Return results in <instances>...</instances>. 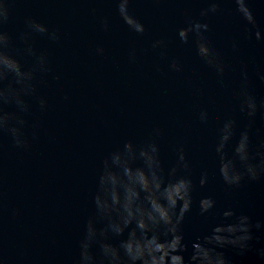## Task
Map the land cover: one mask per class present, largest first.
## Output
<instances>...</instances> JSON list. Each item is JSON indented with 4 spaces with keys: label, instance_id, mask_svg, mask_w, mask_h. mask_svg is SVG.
Here are the masks:
<instances>
[{
    "label": "water",
    "instance_id": "obj_1",
    "mask_svg": "<svg viewBox=\"0 0 264 264\" xmlns=\"http://www.w3.org/2000/svg\"><path fill=\"white\" fill-rule=\"evenodd\" d=\"M174 256L264 264V0H0V264Z\"/></svg>",
    "mask_w": 264,
    "mask_h": 264
},
{
    "label": "clouds",
    "instance_id": "obj_2",
    "mask_svg": "<svg viewBox=\"0 0 264 264\" xmlns=\"http://www.w3.org/2000/svg\"><path fill=\"white\" fill-rule=\"evenodd\" d=\"M185 207H186V205H185ZM158 247H159V246H158ZM172 259H173L174 264H180V260H181L180 257H178V256H174Z\"/></svg>",
    "mask_w": 264,
    "mask_h": 264
}]
</instances>
